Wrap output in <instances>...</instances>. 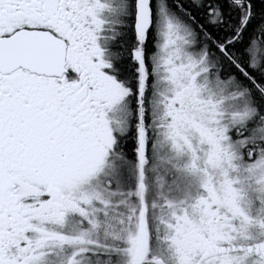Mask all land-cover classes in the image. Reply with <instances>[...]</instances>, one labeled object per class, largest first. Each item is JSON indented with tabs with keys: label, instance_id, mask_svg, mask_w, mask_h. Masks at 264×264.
I'll list each match as a JSON object with an SVG mask.
<instances>
[{
	"label": "snow or ice",
	"instance_id": "obj_1",
	"mask_svg": "<svg viewBox=\"0 0 264 264\" xmlns=\"http://www.w3.org/2000/svg\"><path fill=\"white\" fill-rule=\"evenodd\" d=\"M0 264H264V0H0Z\"/></svg>",
	"mask_w": 264,
	"mask_h": 264
}]
</instances>
